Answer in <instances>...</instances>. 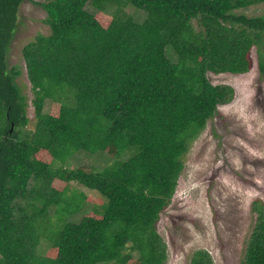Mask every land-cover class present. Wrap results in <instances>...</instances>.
I'll use <instances>...</instances> for the list:
<instances>
[{"label": "trees", "instance_id": "obj_1", "mask_svg": "<svg viewBox=\"0 0 264 264\" xmlns=\"http://www.w3.org/2000/svg\"><path fill=\"white\" fill-rule=\"evenodd\" d=\"M26 1L43 7L50 28L23 47L32 129L21 70L9 65ZM259 3L0 0V264L166 263L162 213L192 142L235 94L210 73L250 71L256 47L264 74V14L240 12ZM81 151L112 161L71 168ZM73 182L103 199L78 222L70 218L92 198ZM252 210L242 264H264V202ZM190 264L214 260L198 249Z\"/></svg>", "mask_w": 264, "mask_h": 264}, {"label": "rangeland", "instance_id": "obj_2", "mask_svg": "<svg viewBox=\"0 0 264 264\" xmlns=\"http://www.w3.org/2000/svg\"><path fill=\"white\" fill-rule=\"evenodd\" d=\"M87 9L97 12L92 5ZM240 12L261 15L264 4H255ZM145 15L144 11H136L134 18L142 21ZM46 16L38 3L26 1L21 5L9 54L10 67L21 70L17 81L28 98L30 129L36 122L34 93L23 47L37 34L50 32ZM253 57L254 66L246 73L209 75L214 84L233 87L235 94L230 102L219 106L217 115L208 121L185 157L176 192L159 223V231L168 246L165 264H190L193 252L198 249L208 250L214 264L243 263L257 217L252 202L255 199L264 202V74L260 71L256 47ZM50 104L51 100H47L45 112ZM111 161L109 155L81 151L74 155L69 166L89 164L100 168ZM71 186L92 198L82 212L70 218L78 222L103 199L84 185L73 182ZM43 250H46L45 243L40 247V251Z\"/></svg>", "mask_w": 264, "mask_h": 264}, {"label": "bare ground", "instance_id": "obj_3", "mask_svg": "<svg viewBox=\"0 0 264 264\" xmlns=\"http://www.w3.org/2000/svg\"><path fill=\"white\" fill-rule=\"evenodd\" d=\"M206 180V179H205Z\"/></svg>", "mask_w": 264, "mask_h": 264}]
</instances>
